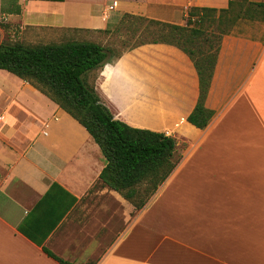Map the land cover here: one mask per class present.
<instances>
[{
    "label": "crops",
    "instance_id": "0c3cea01",
    "mask_svg": "<svg viewBox=\"0 0 264 264\" xmlns=\"http://www.w3.org/2000/svg\"><path fill=\"white\" fill-rule=\"evenodd\" d=\"M228 1L0 0V16L98 37L123 14L183 25L190 7ZM240 20L220 36L202 128L186 121L197 75L174 45L144 42L83 74L113 118L174 139L178 160L140 207L98 180L105 159L73 117L0 69V264H62L42 247L63 264H264V21L242 19L260 23L251 33ZM52 183L74 201L36 245L20 228Z\"/></svg>",
    "mask_w": 264,
    "mask_h": 264
},
{
    "label": "trees",
    "instance_id": "16d2710c",
    "mask_svg": "<svg viewBox=\"0 0 264 264\" xmlns=\"http://www.w3.org/2000/svg\"><path fill=\"white\" fill-rule=\"evenodd\" d=\"M216 11L217 15L214 17ZM238 19L264 21V0H229L226 8L218 10L190 7L183 25L146 19L148 23L159 25L163 30L160 39L148 42L174 45L193 64L197 75L198 95L186 121L197 128L204 127L212 115V111L204 107L203 100L212 75L220 36L229 32L227 28L221 29L215 45L208 52L199 48L197 42L203 34L200 24L209 20L217 26L221 22L233 25ZM203 39L206 40V36ZM208 47L211 48L212 45L208 44ZM111 59L109 48L87 40L69 39L35 44L21 41L0 42V69L27 81L73 117L91 136L105 159V164L98 173V180L140 207L145 199L136 198L138 187L145 183V190H150L151 195L168 176L178 159L173 160L174 139L171 136L131 127L113 118L93 87L85 82L83 74ZM56 189L60 187L52 183L34 206V210L40 208L39 215L33 218L31 224L20 228V232L36 245H41L74 201L73 197L67 195L68 201L64 203L61 197L57 198L55 195ZM42 250L59 263H64L47 249L42 247Z\"/></svg>",
    "mask_w": 264,
    "mask_h": 264
},
{
    "label": "rangeland",
    "instance_id": "374dc122",
    "mask_svg": "<svg viewBox=\"0 0 264 264\" xmlns=\"http://www.w3.org/2000/svg\"><path fill=\"white\" fill-rule=\"evenodd\" d=\"M217 15V11L214 12V17ZM245 22L248 21L240 20L235 27V31H247L253 32L260 29V23H257L258 27H246ZM226 22H221L218 26L215 22L204 20L200 24V28L203 34L197 39L199 48L211 52L213 46L216 43L217 36L221 29H231L234 25H229ZM163 30L161 26L148 23L146 19H135L127 15H122L120 20L111 29L99 35L98 37H91L75 31L62 33L56 30H48L44 28H23L19 29L14 27L7 19H2L0 16V42L1 41H21L27 44L35 43H53L64 40H89L94 41L104 47L109 48L110 55L114 58L115 55H119L122 51L129 49L140 43L148 42L152 39H160ZM206 36V40L203 39ZM208 44L212 47L209 48ZM196 49V48H195ZM177 153V152H176ZM178 159V153L173 155V160ZM145 183H142L138 187L136 198L145 199L147 201L150 197V190H145Z\"/></svg>",
    "mask_w": 264,
    "mask_h": 264
},
{
    "label": "built area",
    "instance_id": "2783aa9c",
    "mask_svg": "<svg viewBox=\"0 0 264 264\" xmlns=\"http://www.w3.org/2000/svg\"><path fill=\"white\" fill-rule=\"evenodd\" d=\"M165 134V133H164ZM165 135H167V134H165Z\"/></svg>",
    "mask_w": 264,
    "mask_h": 264
}]
</instances>
